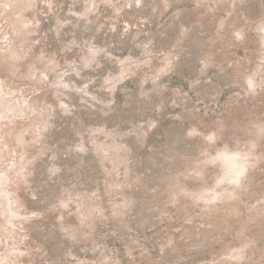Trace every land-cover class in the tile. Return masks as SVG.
Segmentation results:
<instances>
[{
  "label": "rangeland",
  "instance_id": "374dc122",
  "mask_svg": "<svg viewBox=\"0 0 264 264\" xmlns=\"http://www.w3.org/2000/svg\"><path fill=\"white\" fill-rule=\"evenodd\" d=\"M0 264H264V0H0Z\"/></svg>",
  "mask_w": 264,
  "mask_h": 264
},
{
  "label": "bare ground",
  "instance_id": "6f19581e",
  "mask_svg": "<svg viewBox=\"0 0 264 264\" xmlns=\"http://www.w3.org/2000/svg\"><path fill=\"white\" fill-rule=\"evenodd\" d=\"M229 159L231 160L230 163L232 164V165H231L232 171H236V168L239 167L238 162L235 160V158L230 157ZM236 162H237V163H236ZM8 201H9V199L7 200V202H8ZM10 212H11V211H10ZM11 214H12V212H11Z\"/></svg>",
  "mask_w": 264,
  "mask_h": 264
}]
</instances>
